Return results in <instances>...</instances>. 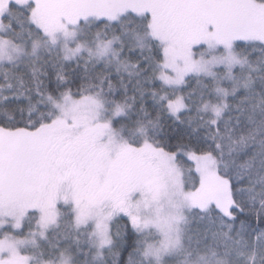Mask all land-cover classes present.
I'll return each mask as SVG.
<instances>
[{"label":"snow or ice","instance_id":"snow-or-ice-1","mask_svg":"<svg viewBox=\"0 0 264 264\" xmlns=\"http://www.w3.org/2000/svg\"><path fill=\"white\" fill-rule=\"evenodd\" d=\"M0 264H264V0H0Z\"/></svg>","mask_w":264,"mask_h":264}]
</instances>
